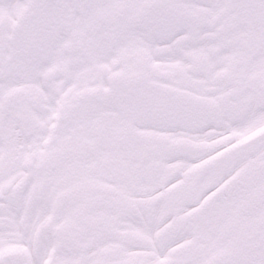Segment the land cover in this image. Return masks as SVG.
Returning <instances> with one entry per match:
<instances>
[{"label":"snow or ice","instance_id":"1","mask_svg":"<svg viewBox=\"0 0 264 264\" xmlns=\"http://www.w3.org/2000/svg\"><path fill=\"white\" fill-rule=\"evenodd\" d=\"M0 264H264V0H0Z\"/></svg>","mask_w":264,"mask_h":264}]
</instances>
